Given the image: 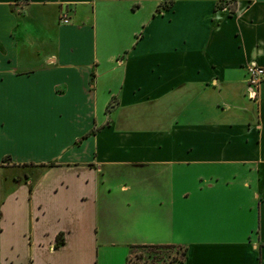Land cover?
<instances>
[{
  "label": "crops",
  "instance_id": "1",
  "mask_svg": "<svg viewBox=\"0 0 264 264\" xmlns=\"http://www.w3.org/2000/svg\"><path fill=\"white\" fill-rule=\"evenodd\" d=\"M161 1L0 0V264H264V0Z\"/></svg>",
  "mask_w": 264,
  "mask_h": 264
},
{
  "label": "rangeland",
  "instance_id": "2",
  "mask_svg": "<svg viewBox=\"0 0 264 264\" xmlns=\"http://www.w3.org/2000/svg\"><path fill=\"white\" fill-rule=\"evenodd\" d=\"M183 257L184 251L172 246L140 245L131 247L127 264H182Z\"/></svg>",
  "mask_w": 264,
  "mask_h": 264
},
{
  "label": "built area",
  "instance_id": "3",
  "mask_svg": "<svg viewBox=\"0 0 264 264\" xmlns=\"http://www.w3.org/2000/svg\"><path fill=\"white\" fill-rule=\"evenodd\" d=\"M219 4L223 10H226L229 14H234L236 11V0H220ZM70 18L67 12H62L59 15L60 23H69ZM245 80H246V96L249 100L257 102L259 99L260 86L264 82V66L249 61L245 63Z\"/></svg>",
  "mask_w": 264,
  "mask_h": 264
},
{
  "label": "trees",
  "instance_id": "4",
  "mask_svg": "<svg viewBox=\"0 0 264 264\" xmlns=\"http://www.w3.org/2000/svg\"><path fill=\"white\" fill-rule=\"evenodd\" d=\"M174 1L175 0H162L159 3V5L157 6L156 12L160 13V12L166 10V9L171 8L173 6ZM110 106L111 105H109V107ZM93 131H94V129L91 130V132H93ZM30 190H32V187L30 188ZM63 242H64V238H63L62 233L57 234L56 241H55V247L60 246L61 244H63ZM126 264H127V261H126Z\"/></svg>",
  "mask_w": 264,
  "mask_h": 264
}]
</instances>
